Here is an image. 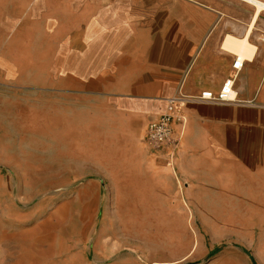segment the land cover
<instances>
[{"label": "crops", "instance_id": "crops-1", "mask_svg": "<svg viewBox=\"0 0 264 264\" xmlns=\"http://www.w3.org/2000/svg\"><path fill=\"white\" fill-rule=\"evenodd\" d=\"M252 2L36 0L39 18L57 26L58 56L75 94L63 105L78 111L65 125L79 137L73 150L45 149L0 132V174L68 184L72 169L86 168V181L113 183L115 199L161 212L153 232L122 247L117 264H264V10L256 5L264 0ZM241 42L245 52L236 50ZM83 65L93 71L92 88L80 96ZM228 78L234 102L198 98L216 94ZM179 97L186 124L177 149L152 151L145 130ZM3 106L0 128L10 118Z\"/></svg>", "mask_w": 264, "mask_h": 264}, {"label": "rangeland", "instance_id": "rangeland-1", "mask_svg": "<svg viewBox=\"0 0 264 264\" xmlns=\"http://www.w3.org/2000/svg\"><path fill=\"white\" fill-rule=\"evenodd\" d=\"M35 3L0 0V104L10 115L0 132L16 137V143L73 150L79 136L64 117L78 111L63 104L73 103L75 94L58 56L57 26L39 18ZM85 66L76 73L80 96L92 88L93 71ZM72 172L73 183L52 185L46 179L11 182L9 173L0 174L8 179L0 185V264H44L70 256L78 264H117L124 245L132 247L133 237L153 232L152 218L161 212L131 205L128 197L115 199L113 183L86 181L92 174L86 168ZM189 230L194 235L198 227Z\"/></svg>", "mask_w": 264, "mask_h": 264}, {"label": "built area", "instance_id": "built-area-1", "mask_svg": "<svg viewBox=\"0 0 264 264\" xmlns=\"http://www.w3.org/2000/svg\"><path fill=\"white\" fill-rule=\"evenodd\" d=\"M242 60L239 57L236 58L235 63L232 65L233 69L237 72L241 68ZM234 78H228L224 81L221 89L213 94L209 91L199 95V99L202 101H208L213 104L232 103L236 100L234 92ZM184 101L182 98L171 99L167 102L165 112L160 115L157 120L150 122L146 128V133L143 139L145 146L155 151H161L165 149L175 150L177 149L178 142L184 131L186 124L185 118L180 115L177 104ZM178 124L180 126L179 132L173 130V125ZM168 157H172V152H167Z\"/></svg>", "mask_w": 264, "mask_h": 264}, {"label": "bare ground", "instance_id": "bare-ground-1", "mask_svg": "<svg viewBox=\"0 0 264 264\" xmlns=\"http://www.w3.org/2000/svg\"><path fill=\"white\" fill-rule=\"evenodd\" d=\"M246 2H249L250 4L252 3L254 5V3L252 2L253 0H245ZM258 6V10H264V7L259 5V4H256ZM255 6V5H254ZM227 43V42H226ZM240 46H244V49L243 47H240ZM225 48L227 49V47L225 46ZM247 48V44H245V42H241L240 45L237 47L236 50H238L239 52H245ZM241 58V57H240ZM241 60V59H240Z\"/></svg>", "mask_w": 264, "mask_h": 264}]
</instances>
